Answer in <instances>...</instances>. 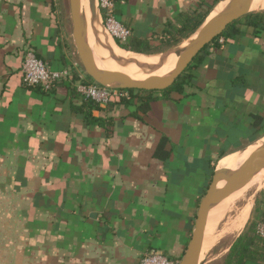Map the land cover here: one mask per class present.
Returning <instances> with one entry per match:
<instances>
[{
  "label": "crops",
  "instance_id": "obj_1",
  "mask_svg": "<svg viewBox=\"0 0 264 264\" xmlns=\"http://www.w3.org/2000/svg\"><path fill=\"white\" fill-rule=\"evenodd\" d=\"M213 2L115 0V16L129 38H151L179 13ZM68 4L0 0V262L138 264L155 249L179 263L215 170L264 136L255 119L264 118V31L242 25L215 39L186 71L182 93L154 92L141 118L134 107L100 106L93 115L111 120L100 126L77 110L86 99L74 82L87 80ZM29 48L70 75L48 91L26 86ZM163 136L166 160L155 156Z\"/></svg>",
  "mask_w": 264,
  "mask_h": 264
},
{
  "label": "water",
  "instance_id": "obj_2",
  "mask_svg": "<svg viewBox=\"0 0 264 264\" xmlns=\"http://www.w3.org/2000/svg\"><path fill=\"white\" fill-rule=\"evenodd\" d=\"M69 5L73 24L72 35L85 73L90 76L94 82L102 86L120 89H141L146 91H162L172 86L176 79L185 72L193 58L196 57L206 45L212 43L218 36H220L231 22L253 11L251 10V0H232L227 10L214 16L210 20H207L213 9L212 8L204 22L193 33H196L194 40H192L184 50H176L179 58L171 75H152L144 80L136 81L117 71L110 70L104 72L97 70L93 51L85 39L84 27L80 16L81 2L80 0H69ZM99 17L100 23H102L101 25L105 28L103 17L100 15ZM263 168L264 142L255 150V152H253L252 156L244 163V165L235 172L223 174L219 168L215 170L212 180L200 200L191 239L179 264H205L200 260V256L203 247L206 223L209 217V210L214 204L219 203L236 190L247 185L253 176ZM222 180H224L225 183L219 188L218 184Z\"/></svg>",
  "mask_w": 264,
  "mask_h": 264
},
{
  "label": "trees",
  "instance_id": "obj_3",
  "mask_svg": "<svg viewBox=\"0 0 264 264\" xmlns=\"http://www.w3.org/2000/svg\"><path fill=\"white\" fill-rule=\"evenodd\" d=\"M121 1V0H117ZM219 0H214L207 8H198L196 10H188L181 12L177 16L166 21L164 29L161 33L151 38H129L125 42H117V45L125 50L133 51L140 54H153L158 52H165L174 46H177L184 39L189 38L204 22L205 18ZM246 25L256 31H264V11H252L245 16L231 22L220 36L225 38H233L240 34L241 26ZM217 37V38H218ZM206 45L192 62L187 67L192 66L194 62L201 61V53L204 51ZM87 82H94V80L86 74ZM77 79L73 77V80ZM191 76L182 73L169 88L162 90V94L167 96L171 91L182 93L187 84H189ZM129 93V97L118 96L114 97L107 105H125L127 107H134L132 115L141 118L142 114L148 113L151 104L158 100V96H154V91H146L141 89H125ZM86 101L77 108L79 112L84 115L87 123L100 126L110 124L111 120L104 116L95 117L93 110L101 109V105L97 104L91 99L85 98ZM256 125H264V118L256 116ZM169 139L163 136L155 151L157 158L166 160L169 152L166 151V145ZM222 155V154H221ZM213 176V175H212ZM211 176V180H212ZM211 182V181H210ZM262 198L256 200V208L253 212V217L250 218L243 232L230 245L229 250L225 254L221 264H247L248 262H257L264 264V238L257 231V223L264 220V192L261 194Z\"/></svg>",
  "mask_w": 264,
  "mask_h": 264
},
{
  "label": "bare ground",
  "instance_id": "obj_4",
  "mask_svg": "<svg viewBox=\"0 0 264 264\" xmlns=\"http://www.w3.org/2000/svg\"><path fill=\"white\" fill-rule=\"evenodd\" d=\"M231 1L232 0H220L210 12L207 20H210L214 16L227 10ZM80 2V16L84 27L85 39L93 51L95 66L99 71H117L122 75L136 81L144 80L145 78H148L152 75L169 76L173 73L179 58L178 54L176 53V50H184L189 45V43L196 37L195 33L193 35L194 37L192 40L182 41L177 46H174L173 48L167 50L162 54L156 55L154 57H148L146 55L125 50L119 47L114 42L112 37L106 38L101 31L100 17L97 11V1L80 0ZM263 8L264 0H251V10ZM263 142L264 137H262L258 142L243 149L242 151L232 154V159L225 162L221 166V168L219 166V170L222 171L223 174H230L232 172H235L244 165V163L252 156L253 152H255V150L259 148V146H261ZM251 150L253 151L247 156V153ZM263 181L264 168L258 171L247 185L238 189L234 193V195L231 196H233L234 199L248 187L259 186L263 183ZM224 183V180L220 181L218 187L221 188ZM227 198L223 199L217 204H214L209 210V217L211 219V223L208 229L206 223L200 260L203 258V255L205 254L207 249H209L216 241L217 236H215V232L217 231L216 229L218 221L222 218L225 212H213L212 209L215 208V206H218L223 201H225ZM251 205L252 202H248L240 209V212L236 214L237 216H234L233 219L231 218L232 220L230 221L228 228L225 229L227 234L237 233L243 228L244 223L249 214ZM222 232L223 231H221V233Z\"/></svg>",
  "mask_w": 264,
  "mask_h": 264
},
{
  "label": "built area",
  "instance_id": "obj_5",
  "mask_svg": "<svg viewBox=\"0 0 264 264\" xmlns=\"http://www.w3.org/2000/svg\"><path fill=\"white\" fill-rule=\"evenodd\" d=\"M99 10L104 19V26L113 40L125 42L131 36V30L122 24L115 16V0H98ZM217 39V38H216ZM220 41H224L218 37ZM21 72L26 86H42L44 90H51L55 84L67 78V71L51 69L48 64L37 56L31 48L24 54ZM72 79V78H71ZM76 91L84 98L91 99L101 106L107 105L114 97H129L128 91L120 88L102 86L96 82L78 79L75 82ZM257 231L264 238V220L257 223ZM138 264H179L170 260L159 250H148L140 258Z\"/></svg>",
  "mask_w": 264,
  "mask_h": 264
},
{
  "label": "rangeland",
  "instance_id": "obj_6",
  "mask_svg": "<svg viewBox=\"0 0 264 264\" xmlns=\"http://www.w3.org/2000/svg\"><path fill=\"white\" fill-rule=\"evenodd\" d=\"M96 1H97V11L99 13L98 0H96ZM67 9L68 10L66 11V15L68 17V19H67L68 33H70V39L73 42L72 44H73V48H74V52H75V58L79 62V66L82 68V71L84 72L85 79H87L85 70L81 64L80 58H79L78 53H77L76 45H75V42H74V39L72 36L73 24H72V19H71V15H70L69 4H68ZM253 11H256V10H253ZM257 11H264V8H263V10H257ZM101 31H102V34L106 38L111 37L110 34L107 32V30L105 28H103L102 25H101ZM91 34H93V33H91ZM193 35L190 38L185 39V40H188V41L192 40L194 37ZM185 40H183V41H185ZM156 55H159V54L146 55V56L154 57ZM185 73H186V70H185L184 74ZM153 91L157 92L159 90H153ZM235 192H233L231 195H234ZM263 192H264V181L259 186L248 187L247 189L242 191L234 199H233V196L230 195L225 201H223L222 203L219 204L220 206L219 205L215 206V208L212 209L213 212H217V211H225V212H224L222 218L218 221V225H217V229H216L217 231L215 232V236H217L216 237L217 239L215 241L216 243L214 242V244L209 249H207V251L203 255V258L201 259L202 262H204L205 264H221L222 263V260L225 256L226 252H227V249L229 248L231 243L234 241V239L238 235V233H241L243 228L239 232L233 233V234H227L225 229L228 228L230 221L234 218V216H237L236 214H238L240 212V209L250 201L252 202V205L250 208L249 217L252 216L254 209L256 208V200L262 198L259 196H260V194H263ZM224 209H226V210H224ZM251 213H252V215H251ZM210 221H211V219L209 217L207 220V229L210 226V223H211ZM221 231H223V232L221 233ZM7 233L8 232H6V234ZM2 234H3V232H2ZM0 264H9V262L8 263H5V262L1 263L0 262Z\"/></svg>",
  "mask_w": 264,
  "mask_h": 264
}]
</instances>
